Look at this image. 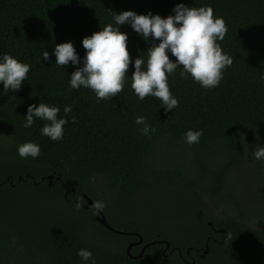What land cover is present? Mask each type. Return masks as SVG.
Here are the masks:
<instances>
[{"label": "trees", "instance_id": "trees-1", "mask_svg": "<svg viewBox=\"0 0 264 264\" xmlns=\"http://www.w3.org/2000/svg\"><path fill=\"white\" fill-rule=\"evenodd\" d=\"M177 3L209 5L225 22L218 43L232 63L217 86L182 78L178 66L168 76L178 105L165 111L159 98L134 94L130 59L124 87L107 100L85 87L69 88V74L79 65L57 66L56 43L70 40L82 58V38L105 24L116 26L114 11L166 16ZM119 28L128 34L130 58H146L151 36L143 39L127 23ZM3 53L30 67L18 90L0 94V264H87L76 254L82 247L96 264H264V230L248 223L239 198L230 194L234 207L222 215L214 210L226 203L228 175L242 163L249 135L264 138V0H0ZM39 101L65 116L62 139L41 135L40 119L23 126L27 105ZM65 105L72 108L67 114ZM137 115L156 132L137 131ZM189 128L202 129L199 143L183 141ZM29 140L40 145V154L21 158L16 147ZM169 149L185 156L158 164ZM101 181L107 190L99 193ZM83 193L116 215L119 225L112 226L133 233L106 228L98 213L90 223ZM137 233L143 242L129 254ZM159 239L170 247L156 242L138 256L144 243Z\"/></svg>", "mask_w": 264, "mask_h": 264}, {"label": "clouds", "instance_id": "clouds-1", "mask_svg": "<svg viewBox=\"0 0 264 264\" xmlns=\"http://www.w3.org/2000/svg\"><path fill=\"white\" fill-rule=\"evenodd\" d=\"M112 20L116 26L105 24L82 38L81 44L85 49L82 58L78 57L70 40L56 43L53 47L54 63L57 66H64L69 62L79 65L69 74V88L85 87L91 89L98 100H107L124 87L131 59L133 71L130 87L134 94L141 100L146 95L159 98L167 111L178 105V99L171 93L168 85V76L178 66L182 78L186 74L190 75L202 88L210 89L219 84L224 68L232 63V56L223 52L218 43L226 33L225 22L222 17L213 15V9L209 5L188 6L177 3L173 6L172 14L166 16L151 10L146 13H137L131 9L114 11ZM123 23L129 24L145 40L151 36L152 42L147 48L146 58L140 55L130 58L126 47L128 34L119 28ZM41 57L47 61L49 52L42 49ZM29 67L28 63L19 61L8 53L0 54V84L3 86L0 94L9 89L18 90ZM71 110V105L63 107L65 114ZM59 111L57 105L42 101L28 104L23 126L28 128L33 125L34 119H40L44 121L39 128L40 134L58 141L63 137V125L67 123L65 116L58 117ZM71 119L75 120V116ZM134 123L139 126L137 131L145 136L156 132V128L143 115H137ZM201 135L202 129L189 128L182 139L186 144L192 145L199 143ZM16 150L21 158H35L40 154V145L29 140L18 144ZM251 156L264 163V144L256 145ZM104 206L101 200L93 201L90 211L95 215ZM75 207H81L78 200ZM76 254L87 264H96L90 249L79 248Z\"/></svg>", "mask_w": 264, "mask_h": 264}, {"label": "rangeland", "instance_id": "rangeland-1", "mask_svg": "<svg viewBox=\"0 0 264 264\" xmlns=\"http://www.w3.org/2000/svg\"><path fill=\"white\" fill-rule=\"evenodd\" d=\"M248 138L249 140L246 141L247 153L244 155L242 163L232 169L228 175L227 185L222 194L226 203H220L214 210L217 215H222L226 210L232 209L234 204L229 197V195L232 194L239 198L241 206L250 213L248 223L264 230V168L261 167V161L253 159L251 156V152L256 145L264 144V138L253 133H251ZM161 153H163V151ZM184 156L185 154H176V150L170 151L169 149L165 156L160 157L158 164L172 165L179 159H183ZM96 187L99 193H102L103 190H107V185L104 181L103 183L102 181L98 183ZM102 211L111 224L119 225L116 221L115 214L108 212L105 206ZM252 213H256L255 216L251 215ZM87 215L91 223L93 214L87 213ZM95 228L99 232L98 226ZM92 233L94 234L93 230Z\"/></svg>", "mask_w": 264, "mask_h": 264}, {"label": "water", "instance_id": "water-1", "mask_svg": "<svg viewBox=\"0 0 264 264\" xmlns=\"http://www.w3.org/2000/svg\"><path fill=\"white\" fill-rule=\"evenodd\" d=\"M74 190V189H72ZM83 197L85 198V204H84V207L85 208H91V205H92V202L94 201L92 199L91 196H89L87 193H83ZM96 219L101 223L103 224L106 228L114 231V232H117V233H133V232H127L125 230H122V229H118V228H115L114 226H112L109 221L107 220V217L105 216L104 212L103 211H100L98 212V214L95 216ZM219 231L221 232H225L224 228H219ZM137 236H138V240L137 241H132V242H129L128 245H127V252L130 254V249L132 247L133 244L135 243H142L143 242V236L140 234V233H137ZM156 242H164L165 243V248H169L170 247V242L167 240V239H159V240H153L151 242H146L143 244L142 248H141V251L139 252L138 256H142V254L144 253V250L146 249V247H148L150 244H154ZM173 250V248L171 249V251ZM189 252V250H188Z\"/></svg>", "mask_w": 264, "mask_h": 264}, {"label": "flooded vegetation", "instance_id": "flooded-vegetation-1", "mask_svg": "<svg viewBox=\"0 0 264 264\" xmlns=\"http://www.w3.org/2000/svg\"><path fill=\"white\" fill-rule=\"evenodd\" d=\"M209 224H210V226L213 225V223H212L211 221L209 222ZM212 228H213L214 230H216V231L219 230V228H216V227H214V226H212ZM220 228H221V227H220ZM223 235H225V234L223 233Z\"/></svg>", "mask_w": 264, "mask_h": 264}]
</instances>
